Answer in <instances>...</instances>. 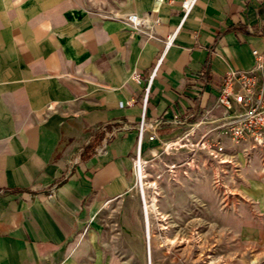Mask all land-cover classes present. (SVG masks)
I'll use <instances>...</instances> for the list:
<instances>
[{
	"label": "crops",
	"instance_id": "crops-1",
	"mask_svg": "<svg viewBox=\"0 0 264 264\" xmlns=\"http://www.w3.org/2000/svg\"><path fill=\"white\" fill-rule=\"evenodd\" d=\"M183 1L0 0V264H121L111 233L141 243L132 157L150 75L145 121L165 123L145 158L221 117L222 77L264 52V0H195L186 16ZM244 223L238 240L264 239Z\"/></svg>",
	"mask_w": 264,
	"mask_h": 264
},
{
	"label": "rangeland",
	"instance_id": "rangeland-1",
	"mask_svg": "<svg viewBox=\"0 0 264 264\" xmlns=\"http://www.w3.org/2000/svg\"><path fill=\"white\" fill-rule=\"evenodd\" d=\"M222 143L223 164L199 149L160 147L148 158L156 210L147 234L142 216L141 243L111 233L121 264H264V239L250 247L235 236L246 221L264 231V151Z\"/></svg>",
	"mask_w": 264,
	"mask_h": 264
},
{
	"label": "built area",
	"instance_id": "built-area-1",
	"mask_svg": "<svg viewBox=\"0 0 264 264\" xmlns=\"http://www.w3.org/2000/svg\"><path fill=\"white\" fill-rule=\"evenodd\" d=\"M195 0H184L182 9L186 16L192 8ZM132 29H138L143 23L136 15L126 17ZM171 37L166 41L169 45ZM254 64L246 70L229 69L222 77L221 84L215 99L214 108L221 110L223 115L217 119L189 125L188 129L171 141L161 144L164 150L178 151L189 149L194 152L196 149L203 150L215 162L225 163L223 138H227L235 145H243L250 151H264V52L252 51ZM154 73L149 77V84L144 90L142 97V113L136 125V145L132 157L133 187L139 199L140 209L144 224L149 221V216L154 214L152 206L155 207L158 197V189L155 181L147 180V167L149 159L143 155V139L145 133L153 131L164 121H145V106L149 87ZM133 79L138 81L139 75ZM197 93V91L195 92ZM209 111L205 115H209ZM178 125H185L177 117L173 119ZM206 123L211 127L199 138H194L196 129ZM194 138V139H193ZM148 140H154V135H149ZM155 156V154H153ZM188 165V164H187ZM156 209V208H155Z\"/></svg>",
	"mask_w": 264,
	"mask_h": 264
},
{
	"label": "bare ground",
	"instance_id": "bare-ground-1",
	"mask_svg": "<svg viewBox=\"0 0 264 264\" xmlns=\"http://www.w3.org/2000/svg\"><path fill=\"white\" fill-rule=\"evenodd\" d=\"M155 210H156L155 207L152 206V211H155ZM148 228H149V225H148V220H147V223H146V234L148 233V232H147V229H148Z\"/></svg>",
	"mask_w": 264,
	"mask_h": 264
}]
</instances>
